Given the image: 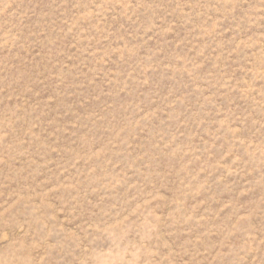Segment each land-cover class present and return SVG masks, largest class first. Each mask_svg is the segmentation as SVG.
Segmentation results:
<instances>
[{"label": "rangeland", "instance_id": "1", "mask_svg": "<svg viewBox=\"0 0 264 264\" xmlns=\"http://www.w3.org/2000/svg\"><path fill=\"white\" fill-rule=\"evenodd\" d=\"M0 264H264V0H0Z\"/></svg>", "mask_w": 264, "mask_h": 264}]
</instances>
